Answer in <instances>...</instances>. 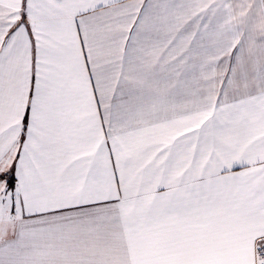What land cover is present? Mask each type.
Instances as JSON below:
<instances>
[{
  "label": "snow or ice",
  "instance_id": "obj_1",
  "mask_svg": "<svg viewBox=\"0 0 264 264\" xmlns=\"http://www.w3.org/2000/svg\"><path fill=\"white\" fill-rule=\"evenodd\" d=\"M0 264H264V0H0Z\"/></svg>",
  "mask_w": 264,
  "mask_h": 264
}]
</instances>
